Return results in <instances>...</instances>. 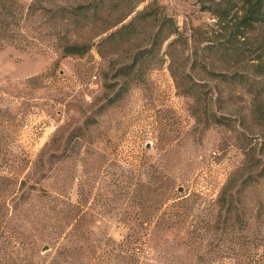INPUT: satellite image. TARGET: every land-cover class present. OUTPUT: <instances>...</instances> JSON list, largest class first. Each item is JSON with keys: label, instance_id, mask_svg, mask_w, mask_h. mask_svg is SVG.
<instances>
[{"label": "rangeland", "instance_id": "1", "mask_svg": "<svg viewBox=\"0 0 264 264\" xmlns=\"http://www.w3.org/2000/svg\"><path fill=\"white\" fill-rule=\"evenodd\" d=\"M14 1L0 114L31 162L0 264H264V20L234 28L244 0H216L228 21L199 0Z\"/></svg>", "mask_w": 264, "mask_h": 264}, {"label": "trees", "instance_id": "2", "mask_svg": "<svg viewBox=\"0 0 264 264\" xmlns=\"http://www.w3.org/2000/svg\"><path fill=\"white\" fill-rule=\"evenodd\" d=\"M7 3H14V0H3ZM201 2V6L203 9H208L213 11L217 17L222 21H228V17L230 15V7H224L221 5V2H216V0H199ZM215 5V6H214ZM244 13L240 17V20H238L237 23H234V28L240 30L241 28H249L252 26L257 25L258 23L262 22L264 20V0H244ZM30 7H34V4H32ZM87 7V6H86ZM85 5H78L71 9L68 8H62L64 12H69L72 15H76L79 10H82L86 8ZM49 11H54L53 9H47ZM58 11V9H57ZM0 14H2L0 19V47L3 46V40L4 39V32L8 31L11 27V18L14 17V13L12 10V7L10 5H7L6 3H3L0 7ZM69 18V14L66 15V19ZM11 32V31H10ZM6 38V37H5ZM89 49V45L87 44H79V43H73V42H67L62 45V52L64 55H71V54H84ZM264 72V71H260ZM221 78L225 79H234L233 75H227L225 73H218ZM249 86H253L254 83H248ZM260 84V83H258ZM261 85V84H260ZM258 86V85H257ZM263 85L262 87L257 88V95L255 97V100H258V96L263 92ZM256 112L262 113V107L258 106V104L255 106ZM3 111V109H2ZM1 112V110H0ZM0 114V152H1V164H0V172H2V167L9 166L8 173L1 175L0 174V236L4 235L8 232L9 229V214H7L6 210L9 209L8 207V192L12 191L13 187L17 186L18 181V174L21 170L24 169V167L28 166L31 162L29 159H22L21 162H16V158H10V152H9V145H8V129L5 127V120L1 119ZM6 181V185L4 183ZM22 183H25V180L22 181ZM4 184V185H2ZM6 197V198H5ZM1 242V240H0Z\"/></svg>", "mask_w": 264, "mask_h": 264}]
</instances>
